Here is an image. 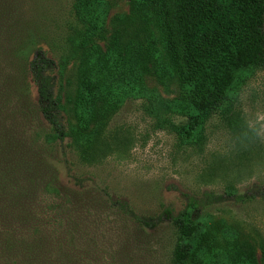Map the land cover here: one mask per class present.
<instances>
[{
	"label": "trees",
	"instance_id": "trees-1",
	"mask_svg": "<svg viewBox=\"0 0 264 264\" xmlns=\"http://www.w3.org/2000/svg\"><path fill=\"white\" fill-rule=\"evenodd\" d=\"M129 1L130 13L112 21L104 47L85 45L100 29L103 0H71V24L59 40L38 24L10 22L9 11L0 9V123L4 124V129L0 126V264H85L73 255V235L62 244L57 230H43L45 225L30 200L42 195L53 201L92 195L101 200L99 205L109 203L145 232L171 223L176 232L172 264L252 262L238 249L231 226L224 224L220 233L208 210L229 200L244 203L264 198V185L244 193L206 191L187 196L179 213L165 209L152 217L110 200L106 193L89 192L82 186L84 179L70 174L68 146L82 161H95L99 155L96 144L104 136L110 138L108 123L125 102L141 100L144 114L157 129L171 131L183 143L199 144L207 121L233 108L238 89L248 76L264 70V0H167V5L164 0ZM167 22L181 51L179 68L187 83L205 84L210 72L222 67L196 113L179 125L173 121L171 105L146 82L150 69L160 81L175 79L177 63L168 41ZM237 29L239 38L235 37ZM78 46L82 48L76 73L79 91L67 97L66 107L62 78L68 59L77 58ZM75 107L84 116L81 129H75L68 117L76 112ZM15 119L35 121L43 127L44 133L35 135L31 155H25L30 161L21 156L30 153L25 142L7 135L5 123ZM56 150L54 157L51 154ZM10 152L15 158L14 169ZM58 166L69 173L71 186L62 183ZM69 203L77 206L73 200ZM55 218L56 227L75 226L65 217Z\"/></svg>",
	"mask_w": 264,
	"mask_h": 264
},
{
	"label": "rangeland",
	"instance_id": "rangeland-1",
	"mask_svg": "<svg viewBox=\"0 0 264 264\" xmlns=\"http://www.w3.org/2000/svg\"><path fill=\"white\" fill-rule=\"evenodd\" d=\"M103 1L105 12L100 29L96 36L85 41L87 46L104 47L112 32V21L130 13L129 0ZM164 1L167 5V0ZM70 4L71 0H0V9L9 11L10 22L23 20L38 24L59 40L71 24ZM167 28L177 63L175 79L160 81L150 69L146 82L151 91L171 105L173 121L179 125L196 113L200 100L222 73V67L214 68L205 84L187 83L179 68L181 51L169 22ZM240 34L237 29L235 37L239 38ZM81 54L82 48L78 46L77 58H69L65 64L62 102L66 107L67 97L79 91L76 73ZM142 103L139 99L130 100L117 110L107 126L110 138L104 136L95 146L99 153L95 161H82L67 144L70 174L84 179L82 186L89 192L106 193L110 200L124 202L140 215L156 217L165 209L179 213L187 196H200L206 191L244 193L264 185V70H255L248 76L238 89L233 108L225 113L218 112L207 121L203 131L205 137L199 144L183 143L171 131L157 129L153 120L144 114ZM11 110H7V115ZM75 111L68 117L75 129H81L84 116L79 108L75 107ZM0 126L4 129L2 122ZM5 126L10 133L8 136L25 142L30 153L22 152L21 156L29 160L35 147V135L41 136L43 127L35 121L25 123L18 119L9 120ZM4 132L6 134V130ZM51 155L57 156L58 150ZM9 156L13 157L11 168L14 169L13 152ZM58 168L62 183L71 186L67 170L62 166ZM75 197L67 199L65 196V200L53 201L54 198L42 195L31 196L30 200L45 225L44 231L57 230L62 244L73 235V255L77 261L85 264H172L176 232L171 223L164 222L145 232L117 209L109 207V203L99 205L101 200L92 195ZM208 211L220 233L224 224L231 226L232 238L237 241L240 252L250 256L251 264H263L264 198L244 203L229 200L209 207ZM55 215L69 219L75 226L59 224L56 227Z\"/></svg>",
	"mask_w": 264,
	"mask_h": 264
}]
</instances>
